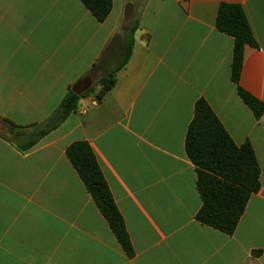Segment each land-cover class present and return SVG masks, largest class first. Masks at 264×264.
<instances>
[{"label":"crops","instance_id":"crops-1","mask_svg":"<svg viewBox=\"0 0 264 264\" xmlns=\"http://www.w3.org/2000/svg\"><path fill=\"white\" fill-rule=\"evenodd\" d=\"M223 1L246 13L257 46L244 48L240 85L264 102V0H112L102 22L80 0H0V116L43 122L83 76L96 84L30 148L0 134V264H264V113L231 80L233 37L215 25ZM136 19L131 54L97 98ZM198 99L259 164L232 234L195 218L185 135ZM77 140L96 156L131 256L66 156Z\"/></svg>","mask_w":264,"mask_h":264},{"label":"trees","instance_id":"trees-1","mask_svg":"<svg viewBox=\"0 0 264 264\" xmlns=\"http://www.w3.org/2000/svg\"><path fill=\"white\" fill-rule=\"evenodd\" d=\"M80 1L99 22L105 20L112 7V0ZM215 25L219 31L233 37L231 80L236 84L239 97L258 118L264 113V102L240 85L244 48L247 45L257 46L243 7L239 3L220 2ZM137 26L136 19L130 27L121 60L99 79L97 98L102 97L115 84L117 71L124 67L131 54L132 34ZM90 90L92 85L79 95L69 87L53 114L43 122L19 125L0 116V134L17 148L28 149L74 111L79 99L88 95ZM185 151L194 165L196 188L201 198L196 220L232 234L250 195L260 186V169L253 147L248 140L236 144L209 104L204 99H198L194 105L193 118L187 127ZM66 156L119 244L131 256L133 249L123 218L91 146L86 140L74 141L67 146Z\"/></svg>","mask_w":264,"mask_h":264},{"label":"water","instance_id":"water-1","mask_svg":"<svg viewBox=\"0 0 264 264\" xmlns=\"http://www.w3.org/2000/svg\"><path fill=\"white\" fill-rule=\"evenodd\" d=\"M92 84L91 78L86 75L83 76L81 79H79L73 86L72 91H74L76 94H81L83 91L88 89Z\"/></svg>","mask_w":264,"mask_h":264},{"label":"rangeland","instance_id":"rangeland-1","mask_svg":"<svg viewBox=\"0 0 264 264\" xmlns=\"http://www.w3.org/2000/svg\"><path fill=\"white\" fill-rule=\"evenodd\" d=\"M94 86H96V84ZM94 86H92V90L89 91L90 93L93 91Z\"/></svg>","mask_w":264,"mask_h":264}]
</instances>
